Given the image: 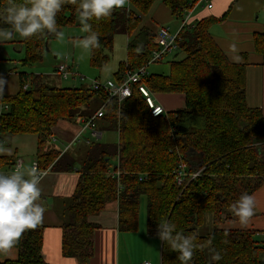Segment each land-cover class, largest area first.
I'll use <instances>...</instances> for the list:
<instances>
[{
    "label": "trees",
    "instance_id": "1",
    "mask_svg": "<svg viewBox=\"0 0 264 264\" xmlns=\"http://www.w3.org/2000/svg\"><path fill=\"white\" fill-rule=\"evenodd\" d=\"M156 1L127 0L126 7L113 9L110 16L89 21L99 38V47L89 54L91 66L106 64L107 52L113 49L118 33L127 36L126 58L119 62L114 81L119 84L125 73L146 65L157 46L154 30L141 23L143 17L150 16ZM195 1L162 3L182 22ZM7 3L0 0V9ZM77 7L64 0L57 13L58 30L76 24ZM227 14L207 16L181 27L173 51L175 57H181L169 62L167 74L148 73L143 79L151 93L183 94L184 106L177 110L152 114L138 84L131 85L130 96L119 101L116 96L108 98L103 89L57 87L48 84L42 74L25 72L17 74L18 90L14 94L0 95V104L8 107L0 113L1 142L34 135L39 170L80 173L61 226L63 256L88 264L98 228L90 217L110 201L118 203V229L137 231L140 197L145 196L146 233L158 239L157 223L168 219L176 224L177 231L194 236L196 248L190 264H264V231L229 227V223L239 221L231 204L241 194L252 196L264 184V113L246 103L249 63L229 61L210 33V27ZM52 36L22 37V64L40 62L44 41ZM253 46L264 58V27L253 34ZM0 77L3 81L6 78ZM94 99L98 104L92 113L102 109L95 122L96 132H114L117 142H104L98 136L77 150L82 157L70 151L61 153L49 142L56 124L91 117L89 107ZM14 160V155H0V169L11 168ZM180 163L188 173L197 175L177 183ZM115 169L120 172L118 177L108 174ZM206 215H211L212 228L201 235L196 230ZM43 228L40 223L26 230L14 247L17 257L0 264H48L41 250ZM159 242L160 264H182L179 253ZM213 249L220 253L219 261H212Z\"/></svg>",
    "mask_w": 264,
    "mask_h": 264
},
{
    "label": "crops",
    "instance_id": "2",
    "mask_svg": "<svg viewBox=\"0 0 264 264\" xmlns=\"http://www.w3.org/2000/svg\"><path fill=\"white\" fill-rule=\"evenodd\" d=\"M208 3H211L210 8L207 7ZM227 11L228 14L223 21L210 27V33L229 61L232 63H241L243 61L249 63L246 67V103L250 107H259L264 113V58L254 51L253 46V34L261 32L264 27V0L195 1L192 8L187 10L184 16L188 18V26H190L207 16L221 17ZM76 18L77 23L80 25L79 16ZM148 22L155 25L154 33L160 26H168L173 34H176L181 28V22L172 16L170 10L162 3V0L156 1ZM69 65L72 70L73 60H71ZM76 75L75 73L73 76ZM51 76L53 78L47 77V81L54 86L61 87L59 86L60 77L56 74ZM15 86L16 84L13 82L12 87L14 90L5 92L6 94L0 92V95L13 94L17 90ZM151 94H154L155 103L160 105L165 113L184 106V95L181 93ZM3 111L0 104V113ZM77 120L79 125L76 129L69 127L67 120H60L54 128L52 137H60L61 144L65 145L62 150L56 148L61 153L70 151L73 155L77 154L76 152L79 148L81 149L84 145H88L93 139L103 137L104 133L98 131L99 138H93L91 130L84 129V118H78ZM15 137L11 138L7 147L3 145L5 144L4 142L0 141V155H14V158L20 156L18 155L19 147L13 144ZM49 142L51 141L49 140ZM34 160L35 154L33 153L31 163ZM28 168L30 167L28 166ZM79 176L80 173L77 170L58 172L48 169L38 185L41 190V197L38 203L45 209L41 222L44 227L41 250L42 257L48 264H80L76 258L65 257L61 254V226L67 215V207L71 202ZM258 190L252 195L255 202V210L258 207H262L256 200ZM117 214L118 203L114 200L108 202L102 211L92 215V219L90 217V220L96 223L98 228L94 231V252L88 264H130L131 255L129 249L134 250L135 233L122 232L118 229ZM251 225H254L252 226L254 230L264 231V220L256 219ZM158 246H160V242ZM17 255L16 248H12L8 252H0V261L15 259ZM148 259L141 262L148 261ZM149 262L152 264L151 261Z\"/></svg>",
    "mask_w": 264,
    "mask_h": 264
},
{
    "label": "clouds",
    "instance_id": "3",
    "mask_svg": "<svg viewBox=\"0 0 264 264\" xmlns=\"http://www.w3.org/2000/svg\"><path fill=\"white\" fill-rule=\"evenodd\" d=\"M71 2L78 6L81 31L86 33L79 40L78 47L91 54L99 47V38L89 21L110 16L113 9L124 7L126 0ZM63 4L64 0H29L28 3L8 0L7 5L0 9V25L9 26H0V42L10 40L14 35L27 39L37 34H54L57 39H63L64 33L57 26V13ZM3 83L0 77V85ZM41 178V172L36 166L27 169L17 167L10 173H0V252L10 251L26 230L34 229L42 222L45 209L38 203L41 197L38 187ZM254 207V198L247 193L241 194L230 206L241 224L248 223ZM156 235L172 251L179 253L182 264H190L196 248L194 236L177 231L176 224L168 219H161L157 223ZM211 259L219 261L220 253L213 249Z\"/></svg>",
    "mask_w": 264,
    "mask_h": 264
},
{
    "label": "rangeland",
    "instance_id": "4",
    "mask_svg": "<svg viewBox=\"0 0 264 264\" xmlns=\"http://www.w3.org/2000/svg\"><path fill=\"white\" fill-rule=\"evenodd\" d=\"M127 5L126 4L124 7ZM77 17V16H76ZM149 16L143 17L141 26H149L151 31L154 30L155 25L153 23L149 24ZM64 33L63 39H57L53 35L48 40L49 51L44 52L42 60L34 65L24 66L22 60L24 58L23 49H20L19 41L22 39L19 35H14L12 39L5 40L0 42V75H5V80L2 85H0V92H10L14 90L12 85L13 82L16 84V89L18 90V77L19 72H25L28 75L31 74H42L50 79L56 66L62 62L67 64L71 63L73 60V72L76 73V76L69 75L66 79L61 78L60 84L61 87H87L90 86L93 80L97 79L101 83L106 82L107 80H114L113 74L117 71L120 61H123L126 58V45H127V36L122 33H118L114 36L113 49L108 51L109 59L105 65L101 68L93 67L90 64L89 54L85 53L80 47H78L79 40L82 39L85 35L81 31V25L77 23L73 26H66L62 30ZM20 50V51H19ZM174 52L166 54L161 60L157 62H152L147 65L146 70L150 73H163L167 74L169 71V62L174 58L179 59L181 54L177 57L174 56ZM81 57H84L81 59ZM78 76V77H77ZM48 84H52L47 81ZM16 90V91H17ZM15 93V92H14ZM13 93V94H14ZM6 94V93H5ZM11 95V94H9ZM154 94L152 98L154 99ZM97 100H93V103L90 104L89 112L92 115L95 107L97 106ZM3 105V104H2ZM4 106V105H3ZM179 109V108H177ZM176 109V110H177ZM69 127L76 129L78 127V120L68 121ZM88 130V129H86ZM52 140H54L52 142ZM11 139L3 144L8 146ZM50 143L57 149H64L65 145L61 144L60 137L54 136L50 139ZM101 141L114 143L117 142V134L114 132H107L103 134ZM13 144H16L19 147V154L24 161V168L30 167L31 161L33 160V153L35 154L36 149V139L34 135H18L13 139ZM12 144V145H13ZM11 148H13L11 146ZM79 156L82 157L80 151L77 152ZM19 156V157H20ZM112 162H115L112 160ZM7 169H0V173L4 172ZM258 196H256L257 203L262 207H258L256 210L254 208V213L249 219L247 224H241L239 221H234L229 223L230 228H241V229H252L254 225H251L256 219L260 221L264 220V185L258 190ZM262 203V204H261ZM92 219V217H91ZM146 223V199L145 196L140 197L139 202V218H138V229L135 231V245L134 250H130L131 260L130 264H139L141 261L149 258L148 261H151L152 264H160V246H158L159 240L155 237H151L146 233L145 229ZM227 226V224H224ZM223 226V225H221ZM212 228V218L211 215H206L204 219V224L201 227H198L196 233L205 234L209 232Z\"/></svg>",
    "mask_w": 264,
    "mask_h": 264
},
{
    "label": "built area",
    "instance_id": "5",
    "mask_svg": "<svg viewBox=\"0 0 264 264\" xmlns=\"http://www.w3.org/2000/svg\"><path fill=\"white\" fill-rule=\"evenodd\" d=\"M199 2L202 1H209V0H196ZM207 7H211V3L207 4ZM188 25V18L185 17L184 20L181 22V27ZM176 38L177 33L173 34L170 31V28L168 26H160L157 28V31L155 33V44L157 46V49L152 51V56L150 60L147 62L146 65L132 71L127 72L123 75L121 83L117 84L114 80H107L104 83H101L97 79L93 80L90 87L94 90L103 89L105 92H107L108 98L117 97L120 101L121 99L130 96L131 94V85L138 84L139 91L143 94L145 97V100L148 104V106L151 108L152 114H157L162 110V107L155 103L154 99L152 98L151 92L148 90L147 86L144 84L143 79L148 75V72L146 70V67L148 64L152 62H157L164 57L165 54L171 53L176 49ZM54 74L60 76L63 79H66L69 75H74V72L71 70L70 65L66 62L60 63L58 66L55 67ZM26 87V86H24ZM3 110H7V105H2ZM163 113H165L163 111ZM102 115V109H99L94 115L91 117L84 119V129H90L93 137H98L99 133L96 132V120L100 118ZM24 161L21 157H16L14 160V163L11 168H7L2 173H10L11 171L15 170L17 167L23 168ZM36 166L38 168L37 162L34 160L30 167ZM39 169V168H38ZM41 177H43L47 170L41 171ZM177 183H182L184 181V178L186 176H190L191 178H194L197 173H188L186 171V167L183 163L179 164V167L177 168ZM109 175L118 177L120 172L119 170H110ZM140 264H151L149 261L141 262Z\"/></svg>",
    "mask_w": 264,
    "mask_h": 264
},
{
    "label": "water",
    "instance_id": "6",
    "mask_svg": "<svg viewBox=\"0 0 264 264\" xmlns=\"http://www.w3.org/2000/svg\"><path fill=\"white\" fill-rule=\"evenodd\" d=\"M47 36H52L54 34H46ZM49 51V48H48V40H45L44 41V52H47Z\"/></svg>",
    "mask_w": 264,
    "mask_h": 264
},
{
    "label": "bare ground",
    "instance_id": "7",
    "mask_svg": "<svg viewBox=\"0 0 264 264\" xmlns=\"http://www.w3.org/2000/svg\"><path fill=\"white\" fill-rule=\"evenodd\" d=\"M140 264V263H139Z\"/></svg>",
    "mask_w": 264,
    "mask_h": 264
}]
</instances>
